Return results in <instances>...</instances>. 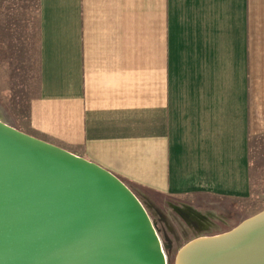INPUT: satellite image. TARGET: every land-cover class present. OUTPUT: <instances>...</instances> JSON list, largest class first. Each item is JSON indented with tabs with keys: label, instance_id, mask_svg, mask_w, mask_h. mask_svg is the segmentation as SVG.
<instances>
[{
	"label": "crops",
	"instance_id": "1",
	"mask_svg": "<svg viewBox=\"0 0 264 264\" xmlns=\"http://www.w3.org/2000/svg\"><path fill=\"white\" fill-rule=\"evenodd\" d=\"M18 1L37 64L22 131L148 193L248 197L264 0Z\"/></svg>",
	"mask_w": 264,
	"mask_h": 264
},
{
	"label": "water",
	"instance_id": "2",
	"mask_svg": "<svg viewBox=\"0 0 264 264\" xmlns=\"http://www.w3.org/2000/svg\"><path fill=\"white\" fill-rule=\"evenodd\" d=\"M167 248L117 175L0 119V264H167ZM173 264H264V209Z\"/></svg>",
	"mask_w": 264,
	"mask_h": 264
},
{
	"label": "rangeland",
	"instance_id": "3",
	"mask_svg": "<svg viewBox=\"0 0 264 264\" xmlns=\"http://www.w3.org/2000/svg\"><path fill=\"white\" fill-rule=\"evenodd\" d=\"M17 2L20 4L18 0H0V118L25 130L28 102L37 87L35 15L25 21L20 10L10 14L8 7L15 10ZM249 147L250 194L246 198H183L148 193L130 185L155 222L162 244H168L164 251L167 264H173L177 250L189 240L227 231L264 209V135L252 137Z\"/></svg>",
	"mask_w": 264,
	"mask_h": 264
}]
</instances>
